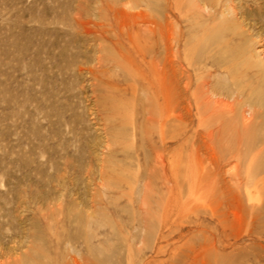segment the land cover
<instances>
[{
  "label": "rangeland",
  "instance_id": "374dc122",
  "mask_svg": "<svg viewBox=\"0 0 264 264\" xmlns=\"http://www.w3.org/2000/svg\"><path fill=\"white\" fill-rule=\"evenodd\" d=\"M0 264H264V0H0Z\"/></svg>",
  "mask_w": 264,
  "mask_h": 264
},
{
  "label": "bare ground",
  "instance_id": "6f19581e",
  "mask_svg": "<svg viewBox=\"0 0 264 264\" xmlns=\"http://www.w3.org/2000/svg\"><path fill=\"white\" fill-rule=\"evenodd\" d=\"M226 21H227V20H226ZM153 23H154V22H153ZM228 25H229V24H228ZM234 25H235V24H234ZM228 27H229V26H228ZM234 27H235V26H234ZM235 28H236V27H235ZM161 31H162V30H161ZM159 33H161V32L159 31ZM162 33H163V32H162ZM200 45H201V44H200ZM193 48H194V47H193ZM165 49H166V48H165ZM201 52H202V51H201ZM233 63H234V62H233ZM233 65H234V64H233ZM233 65H232V66H233ZM252 65H253V64H252ZM235 67H236V66H235ZM231 71H232V70H231ZM181 73H182V72H181ZM185 75H186V74H185ZM166 76H167V75H166ZM180 77H181V76H180ZM159 78H160V77H159ZM179 79H180V78H178V80H179ZM184 79H185V78H184ZM175 80H176V79H175ZM175 80H174V82L177 84V82H176ZM181 81H182V79H181ZM165 82H166V81H165ZM186 82H187V80H186ZM179 83H180V82H179ZM183 83H184V82H183ZM185 84H186V83H185ZM205 85L207 86V83H204V85H203V89L205 88ZM232 85H233V84H232ZM179 86H181V85H179ZM210 87H211V86H210ZM185 89H186V87H185ZM205 89H206V88H205ZM181 90H182V89H181ZM211 90H212V89H211ZM185 92H186V91H185ZM208 92H209V91H208ZM185 97H186V96H185ZM202 97H203V96H202ZM204 97H205V98H203V99H204V105L209 107V106H210V103L212 104V102H211V100H210L211 98H210L209 96H208V97H209L210 99L207 98V95L204 96ZM176 98H177V97H176ZM186 99H187V98H186ZM167 101H168V100H167ZM219 101H220V100H219ZM169 102H170V101H169ZM170 103H171V102H170ZM213 103H214V102H213ZM215 103H216V102H215ZM215 103H214V104H215ZM202 104H203V103H202ZM214 104H213V105H214ZM180 105H181V104H180ZM215 105H216V104H215ZM222 105H224L223 102H222ZM183 106H184V105H183ZM185 106H186V104H185ZM202 106H203V105H202ZM203 107H204V106H203ZM213 107H214V106H213ZM226 107H227V106H226ZM181 108H182V107H181ZM185 108H186V107H185ZM204 108H205V107H204ZM223 108H224L223 110H225V106H224ZM229 108H231V107H229ZM186 109H187V108H186ZM200 109H202V108H200ZM220 109H222V108H219V110H220ZM231 109H232V108H231ZM233 109H234V108H233ZM233 109H232V110H233ZM187 110H188V109H187ZM204 110H205V109H204ZM206 110H207V108H206ZM210 110H211V108H210ZM223 110H221V112H222ZM228 110H229V109H228ZM232 110H231V111H232ZM177 111H178V110H177ZM180 111H181V110H180ZM225 111L227 112V110H225ZM210 112H211V111H210ZM212 112H213V111H212ZM182 113H183V112H182ZM204 113H205V112H204ZM204 113H203V114H204ZM215 113H216V112H215ZM178 114H179V112H178ZM210 114H211V113H210ZM212 114H213V113H212ZM213 115H214V114H213ZM224 115H225V114H224ZM228 115H230V112H229ZM228 115H227V116H228ZM231 115H232V116H236V114H234V113H232ZM202 117H204V116H202ZM202 117H201V118H202ZM209 117H210V116H209ZM212 117H213V116H212ZM204 118H206V117H204ZM233 118H234V117H233ZM202 119H203V118H202ZM202 119H201V120H202ZM228 119H230V118H228ZM231 119H232V118H231ZM226 121H227V120H226ZM202 122H203V121H202ZM231 122H233V121H231ZM234 122H235V121H234ZM244 122H245V120H244ZM231 126H232V125H231ZM160 156H161V155H160ZM158 158H159V157H158ZM160 158H161V157H160ZM160 160H161V159H160ZM154 161H155V160H154ZM161 164H162V163H161ZM229 181H231V180H229ZM229 189H230V188H229ZM226 191H227V190H226ZM230 192H231V191H230Z\"/></svg>",
  "mask_w": 264,
  "mask_h": 264
}]
</instances>
